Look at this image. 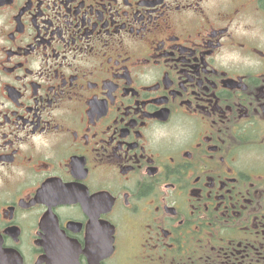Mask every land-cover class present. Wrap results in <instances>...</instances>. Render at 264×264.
Segmentation results:
<instances>
[{"label": "flooded vegetation", "instance_id": "obj_1", "mask_svg": "<svg viewBox=\"0 0 264 264\" xmlns=\"http://www.w3.org/2000/svg\"><path fill=\"white\" fill-rule=\"evenodd\" d=\"M0 264H264V0H0Z\"/></svg>", "mask_w": 264, "mask_h": 264}]
</instances>
